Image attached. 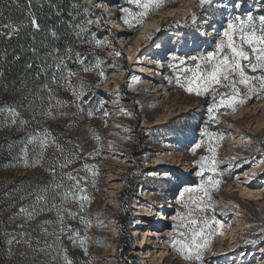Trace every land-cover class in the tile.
<instances>
[{"label":"rangeland","instance_id":"374dc122","mask_svg":"<svg viewBox=\"0 0 264 264\" xmlns=\"http://www.w3.org/2000/svg\"><path fill=\"white\" fill-rule=\"evenodd\" d=\"M85 2L92 21L88 27L94 41L101 43L86 46L95 51L99 67H94L96 75L83 90L90 85L99 96L102 114L91 119L82 134L62 135L67 142L76 141V151L72 163L62 168L60 180H69L64 174L72 173L92 198L82 212L78 203L69 200L66 204L75 216L66 217V224L78 230L81 238L87 237V254L79 239L75 243L69 239L70 233L63 234L59 242L54 235L44 234L40 222L56 216L44 212L28 220L19 212L22 207L32 210L36 195L44 194L41 190L48 182L43 168L48 148L44 158L33 165L40 148L26 138L21 149L26 148L28 165L23 163L21 151L20 161H7L0 171V185H4L0 192L17 180L28 190L23 202L5 212L0 210L10 257L19 252L16 264H65L62 247L74 264H264V94L249 96L238 83L245 90L244 102L235 110L223 105L210 118L208 109L222 97L190 94L177 84L179 78L187 85L192 77L188 69L194 68L195 62L191 57L215 49L230 20L233 0H213L203 8L200 0H162L144 16L143 23L133 27L125 23V18L134 23L133 16L123 9L132 14L142 9L130 0ZM258 6L264 5L259 0H242L240 10ZM94 9L101 12L99 17H94ZM85 81L79 79L80 84ZM205 128L209 133H222V139L205 135ZM198 143L201 146L193 152ZM210 146L215 148L216 170L205 168L198 176L200 166L195 161L212 156ZM152 171L158 175L152 176ZM209 177L220 183L209 189L211 206L198 211L193 200L199 202L203 193L185 192L182 199L181 193L197 188ZM245 192L249 197H244ZM166 203V210H160ZM127 211L131 218L121 225L120 232L117 226ZM159 212L166 213L167 223L166 218L158 221ZM178 212L188 222L187 228L180 227L181 219H172ZM80 216L90 225L82 224ZM205 218L215 231L208 237L202 260L184 259L171 246L173 238L183 239L179 232L190 236L189 228L207 232ZM140 220L144 225H139ZM192 220L197 223H190ZM153 226L162 234L139 244L137 238L143 239ZM45 227L49 233L54 231L53 226ZM135 228L140 234L133 233ZM21 232L30 235L21 236ZM126 232L132 248L123 256Z\"/></svg>","mask_w":264,"mask_h":264},{"label":"trees","instance_id":"16d2710c","mask_svg":"<svg viewBox=\"0 0 264 264\" xmlns=\"http://www.w3.org/2000/svg\"><path fill=\"white\" fill-rule=\"evenodd\" d=\"M259 1L264 5V0ZM74 5L78 7H74ZM29 12L35 15L40 25L39 30L31 26ZM93 12L94 17H99L101 14L95 9ZM0 13H2L0 14V33L9 31V29L2 27L4 24H11L13 27L22 25L19 32L13 33L11 37L0 35V171L7 161L21 160L22 139H26L37 132L42 133L43 129L47 128L56 138V142L61 145L62 151L50 142L48 158H46L43 166L46 173L45 181H48L45 186L63 183L67 188L71 182L60 180L63 171L61 165L69 159L73 160L72 153L76 151L74 145L76 141L67 142L62 135L66 132L82 134L87 130V123L102 114V109L97 102L99 96L94 94L90 85L82 90V94L77 99L63 83L60 85L51 84L50 78L54 70L56 50L58 49L59 53L63 55L69 45L75 51L85 54L82 64L77 62L75 58L66 61L67 67L78 73V79L73 77V85L77 91H80V78L87 80L83 83L85 87L91 81L92 76L96 75L94 67L97 55L95 51L86 48L91 43L82 42L94 41L93 30L88 27V31L83 33L81 38H77L75 35L77 30L72 27V25L82 24L90 20L89 9L86 7L85 0H31L30 7L29 0H15V2L14 0H0ZM249 13L254 17L264 15V6H258L250 11H243L231 6L228 18L233 19L238 15L245 18ZM53 32L56 33L55 36L52 35ZM29 63L33 65L31 69L26 67ZM84 67H92L93 70L85 72L83 71ZM40 68H45L46 72H41L37 76ZM57 75L59 76V73ZM84 75L85 77H83ZM45 82H49V86L54 90V95L57 98L69 102L54 109L56 113L54 119L41 114L48 110L47 92L41 88ZM237 87L240 88L241 98H243L245 90L238 85ZM219 92L228 93L230 89L220 88ZM38 96L42 99H38ZM217 97H221V95H217ZM7 106L16 107L21 114L20 118L28 123L25 125L8 124L6 126ZM89 111L92 112L91 116L88 115ZM59 113H66V115ZM50 167H55V176L47 171ZM3 187L4 185H0V189ZM131 191L129 195H131ZM27 193L28 190L25 185L21 183V180H17L13 185L0 192L1 196L5 195L6 197L0 198V210L5 212L23 202ZM53 194L54 190L51 187L47 193L43 194L47 196L49 204L52 203ZM56 202L59 203V199ZM48 213L55 216L54 211ZM130 218L131 215L127 211L120 219L117 226L118 231H122L121 225H126ZM124 237L126 242L122 248L123 256L132 248L128 232L124 233ZM18 255L19 252L10 257L8 253L5 224L0 217V264H16Z\"/></svg>","mask_w":264,"mask_h":264},{"label":"snow or ice","instance_id":"6c2138e0","mask_svg":"<svg viewBox=\"0 0 264 264\" xmlns=\"http://www.w3.org/2000/svg\"><path fill=\"white\" fill-rule=\"evenodd\" d=\"M15 2V0H14ZM131 3L136 4L142 10L139 13L132 14L128 9H123L125 13L133 16V21L125 18V23L129 27L138 26L143 23L144 16L152 10L155 6H158L162 0H130ZM213 0H200V7L206 5H211ZM233 5L236 8L242 6V0H233ZM31 6V0H29V7ZM74 7H78L74 5ZM2 14V13H0ZM30 17V24L34 29L39 30L40 25L32 12L28 13ZM193 22L196 21V14H192ZM92 23L91 20H87L82 24L72 25L76 29V37L81 38V35L88 31V25ZM22 26V25H21ZM21 26L13 27L11 24H4L2 27L9 29L6 33H0V35H7L11 37L13 33H18ZM53 36L56 35L55 32L52 33ZM85 43H95L96 46H100V41H82ZM35 51V49H33ZM84 53L75 51V49L69 45L64 54L61 55L59 50H56V55L54 58V70L52 72L50 83L60 85L63 83L65 87L72 91V95L79 99L84 88L83 83L79 85L80 91H77L76 87L73 85V77H78V73L72 71V69L67 67L66 61L73 58L77 62L83 63ZM119 55V53H117ZM18 59V57H17ZM176 59V57H173ZM191 61L195 62L194 68H189L188 71L192 72L193 75L191 78H188L187 85L181 83V80L177 79V84L184 88L185 91L195 93L196 95H206L211 94L213 97L221 95V100L219 104H213L212 107L208 109L210 118L214 116L216 110L223 106L227 105L229 108L235 110V107L244 102V98H241V90L237 87V84H242L248 91V95L252 94H264V15L259 17H254L251 13L247 14L245 18L241 16H236L233 19H230L227 23V27L223 30L221 34V39L217 42L215 49L209 51L206 54H201L200 56H194L190 58ZM181 63H184L181 61ZM32 64L29 63L26 67L31 69ZM99 67V64L95 65ZM92 67H84L83 71L88 72L92 71ZM254 73L255 75H249L248 72ZM41 72H46L45 68H40L37 76ZM59 73V76L57 75ZM100 75L103 76V72H100ZM256 82H259V88L256 87ZM41 88L47 92L48 96V105L47 111H43L41 114L47 118H55L56 113L54 112L55 108H58L62 105L69 103L68 101H63L57 98L54 95V90L49 86V82H45L41 85ZM220 88L230 89L228 93H220ZM42 99V97H37ZM246 98V97H245ZM54 101V103H53ZM7 118L5 120V125H25L28 122L24 119H21L20 112L16 107L7 106ZM60 115H66V113H59ZM107 113H105L106 115ZM89 116L92 115V112L89 111ZM204 134L211 137H218L222 139V133H209L207 128L204 129ZM99 139V137H96ZM50 142L58 150L62 151L61 145L56 142V138L52 135L51 131L47 128L43 129V132H37L34 135L28 137V143H37L40 152L37 154L36 159L32 161V164H38L44 158V151L50 146ZM203 143V142H201ZM201 144L198 143L192 151L195 152V148L200 147ZM24 152L23 163L28 165L29 161L27 158L26 148L22 150ZM208 151L212 153L210 157H201L200 160L195 161L197 165L200 166V171L197 172V175H201L202 172L207 168L209 171L215 172V165L217 163L215 159V148L210 146ZM210 163H202L209 162ZM72 163V160L69 159L61 167H66L67 164ZM86 169H89L88 165L84 166ZM48 172L52 173L55 176V167H50L47 169ZM91 171V169H89ZM64 175L71 181H74L70 186L65 189L63 183L50 184L45 186L41 191L44 193L48 192L49 187L54 190L52 195V203H48V198L46 195L37 194L35 197V202L32 205V210L28 211L27 208H21L20 213H24L28 220L34 219L37 215L44 212H55V220H44L40 222L39 227L44 232L45 235H54L56 242L61 240L63 234L70 233L69 239L76 242L77 239L80 240V247L84 248L85 253L87 254V249L85 247L87 237L81 238L79 236L78 230L71 229V225L66 224V217H73L74 213L71 209L66 207V204L69 200L79 204L80 211L84 210L85 203L90 199L85 193L84 188L80 187V181L77 177L73 176L72 173H65ZM93 175L95 173L93 172ZM255 175V173H253ZM220 182L214 181L211 177L208 180H202L201 184L197 188H186L184 192L181 193V199L184 196L185 192H202L203 196L200 198V201L193 200V204L196 205V210L203 211L206 208L211 206V196L209 189L216 187ZM65 189L64 191H60ZM59 199V203H57ZM188 207V205H185ZM14 216L16 214H13ZM183 214L177 213L176 216L172 217L173 220L181 219ZM191 215V212L188 213ZM80 222L85 226L90 225V221L84 216L79 217ZM216 225L220 224V221L215 220V217L212 218ZM190 223L195 224L197 221L192 220ZM204 224L207 227V232L204 229L196 231L189 228L188 231L191 232L189 236L186 232H179L178 236L183 237V239L173 238L171 246L176 250L184 259L201 261L203 250L208 247V237L211 235L215 228L211 222L205 218ZM53 226L54 231L49 233L47 227ZM19 227H23L22 225ZM180 227H188V222H185L181 219ZM264 232V229H261ZM177 232V226H173V233ZM21 236H28L29 233H20ZM13 240H10L9 243H12ZM19 243L20 241H14ZM28 241L25 240L24 243ZM249 243L250 241H245ZM52 247V245H49ZM264 251V249H262ZM60 252L63 255L65 264H74V262L67 256V249L60 248Z\"/></svg>","mask_w":264,"mask_h":264},{"label":"bare ground","instance_id":"6f19581e","mask_svg":"<svg viewBox=\"0 0 264 264\" xmlns=\"http://www.w3.org/2000/svg\"><path fill=\"white\" fill-rule=\"evenodd\" d=\"M156 174H157V171H152V173H151L152 176H154ZM243 195H244V197H249L250 194L248 192H245V193H243ZM167 207H168V204L166 203L165 205L160 206V210L161 209L162 210H166ZM165 215H166L165 212H162V213L159 212V215H158L159 216V220L158 221H163L164 218H166V223H167L168 222V216H165ZM160 217H161V220H160ZM142 224L144 225V222L142 220H140V224L139 225H142ZM133 230H134V232H133L134 234L135 233H139L138 230H137V228H135ZM161 234L162 233L157 230V227L156 226H153L151 229L147 230L146 235H145V237L143 239H142V237L137 238V240H139L137 242L142 245L147 240L150 241L151 239L152 240L157 239V237H159ZM145 256H147V254H145Z\"/></svg>","mask_w":264,"mask_h":264}]
</instances>
